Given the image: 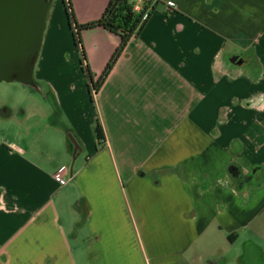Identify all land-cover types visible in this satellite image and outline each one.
Wrapping results in <instances>:
<instances>
[{
	"label": "crops",
	"instance_id": "0c3cea01",
	"mask_svg": "<svg viewBox=\"0 0 264 264\" xmlns=\"http://www.w3.org/2000/svg\"><path fill=\"white\" fill-rule=\"evenodd\" d=\"M108 1L70 0L76 24ZM147 12L94 95L51 66L41 144L0 105V264H264V0ZM80 38L95 81L119 38Z\"/></svg>",
	"mask_w": 264,
	"mask_h": 264
},
{
	"label": "rangeland",
	"instance_id": "374dc122",
	"mask_svg": "<svg viewBox=\"0 0 264 264\" xmlns=\"http://www.w3.org/2000/svg\"><path fill=\"white\" fill-rule=\"evenodd\" d=\"M74 35L77 37L76 30L69 26L63 1L49 0L41 47L33 64L34 86L18 81L0 82V105L12 106L16 112L14 101L18 97L22 100L21 105L25 113L30 114L29 118L23 119L16 126H12L10 120L4 121L2 125L8 129L10 138L14 137L15 131L19 130L22 133L23 142L35 138L38 139L39 144L42 143V134L37 131L44 128L49 121L47 115L50 110V100L47 97L48 85L45 77L52 74L50 73L52 65L57 73L70 77L72 81L82 79L86 84L88 79L80 65L82 55L74 43ZM39 69L41 73L38 72ZM67 137L74 147L75 144L71 140L73 136L69 133ZM71 163L70 157L66 167L69 168Z\"/></svg>",
	"mask_w": 264,
	"mask_h": 264
},
{
	"label": "water",
	"instance_id": "95a60500",
	"mask_svg": "<svg viewBox=\"0 0 264 264\" xmlns=\"http://www.w3.org/2000/svg\"><path fill=\"white\" fill-rule=\"evenodd\" d=\"M49 0H0V82L32 84ZM73 154L78 146L73 137ZM74 158V156L72 157Z\"/></svg>",
	"mask_w": 264,
	"mask_h": 264
},
{
	"label": "trees",
	"instance_id": "16d2710c",
	"mask_svg": "<svg viewBox=\"0 0 264 264\" xmlns=\"http://www.w3.org/2000/svg\"><path fill=\"white\" fill-rule=\"evenodd\" d=\"M136 1L137 0H109L102 15L98 19L77 25L73 17L70 0H63L64 9L69 19V26L76 30L77 37H75V35L73 36L74 43L79 48L82 55L80 65L87 75L88 91L90 94L92 91L94 93L97 92L118 53L123 49L127 41L141 29L146 21L149 12H147L145 17L144 12L148 10L152 0H142V10L140 11L134 10V4ZM96 27H101L116 35L119 38V44L104 72L97 78V80L93 81L87 65L80 32ZM94 131L97 140L101 139L102 130L98 120L95 122Z\"/></svg>",
	"mask_w": 264,
	"mask_h": 264
},
{
	"label": "built area",
	"instance_id": "2783aa9c",
	"mask_svg": "<svg viewBox=\"0 0 264 264\" xmlns=\"http://www.w3.org/2000/svg\"><path fill=\"white\" fill-rule=\"evenodd\" d=\"M134 10L135 11H140L142 10V0H137L136 3L134 4ZM147 15V11L144 12V17ZM92 95L95 93L92 91ZM71 178L70 170L69 168L62 166L59 167L54 173H53V179L54 181L60 185L63 186L65 185Z\"/></svg>",
	"mask_w": 264,
	"mask_h": 264
}]
</instances>
